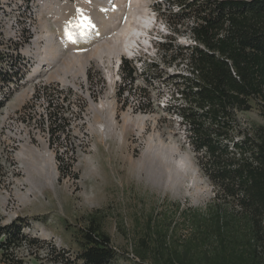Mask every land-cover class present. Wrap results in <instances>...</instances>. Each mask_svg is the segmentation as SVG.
<instances>
[{
  "label": "rangeland",
  "instance_id": "obj_1",
  "mask_svg": "<svg viewBox=\"0 0 264 264\" xmlns=\"http://www.w3.org/2000/svg\"><path fill=\"white\" fill-rule=\"evenodd\" d=\"M172 4L47 0L40 8L38 35L46 44L29 57L33 75L0 107V221L28 218L24 233L42 241L17 251L22 264H55L46 255L52 245L74 255L76 234L91 216L116 251L108 264H153L190 235L193 212L216 202L203 169L209 157L194 150L189 126L172 113L184 100L167 77L189 69L166 66L154 43L193 44L185 32H171ZM133 38L137 43L124 50ZM122 58L136 70L131 82L117 71ZM53 108L63 131L51 129ZM236 117L235 137L237 128L264 124L254 103ZM230 151L231 168L250 158ZM0 264L8 263L0 256Z\"/></svg>",
  "mask_w": 264,
  "mask_h": 264
},
{
  "label": "trees",
  "instance_id": "obj_2",
  "mask_svg": "<svg viewBox=\"0 0 264 264\" xmlns=\"http://www.w3.org/2000/svg\"><path fill=\"white\" fill-rule=\"evenodd\" d=\"M170 1L176 8L169 9L176 18L168 25L171 32H185L193 44L154 43L166 66L183 64L189 69L187 75L167 77L184 100L172 113L189 126L194 150H204L209 157L203 169L215 186L216 202L205 213L193 212L188 217L190 235L167 255H155L153 264H264V124L237 128L238 136L233 135L237 112L248 111L252 103L264 119V0ZM154 8L159 16L158 3ZM118 71L123 82H131L136 73L126 58ZM2 72L0 80H7ZM11 93L3 96L0 107ZM57 112L51 115V129L63 131ZM231 147L247 151L250 158L231 168L235 158L225 161ZM58 159L61 170L63 160ZM88 219L76 234L75 254L52 245L46 248L50 261L108 264L115 258L110 236L95 216ZM29 223L25 217L0 221L4 262L22 264L17 251L42 242L24 233ZM140 256L145 257V249Z\"/></svg>",
  "mask_w": 264,
  "mask_h": 264
},
{
  "label": "built area",
  "instance_id": "obj_3",
  "mask_svg": "<svg viewBox=\"0 0 264 264\" xmlns=\"http://www.w3.org/2000/svg\"><path fill=\"white\" fill-rule=\"evenodd\" d=\"M46 3L47 0H0V71L9 76L0 80V100L26 82L28 74L33 75L29 57L40 42L46 44L44 38H39L37 27L40 8Z\"/></svg>",
  "mask_w": 264,
  "mask_h": 264
},
{
  "label": "bare ground",
  "instance_id": "obj_4",
  "mask_svg": "<svg viewBox=\"0 0 264 264\" xmlns=\"http://www.w3.org/2000/svg\"><path fill=\"white\" fill-rule=\"evenodd\" d=\"M57 19V18H56ZM136 30H138V29H136ZM136 33H138V32H136ZM134 35H136V34H134ZM136 36H138V34L136 35ZM139 37H140V35H139ZM133 43H137V41L133 38V39H131L130 41H128L125 45H124V50H131L132 48H133ZM134 44V45H135ZM95 45H93V47H94ZM75 51H77V50H73V52H75ZM98 51H99V49L97 48L96 49V52H95V57L97 58V60H99L100 58H99V53H98ZM40 63L42 64L43 62L42 61H40ZM39 63V64H40ZM45 63V62H44ZM43 63V64H44ZM88 63V61H84L83 62V64H82V68H81V72L83 73L84 71H85V66H86V64ZM60 81L61 82H63V83H65V84H67L68 85V80H67V78H66V74L65 73H63V76L62 77H60Z\"/></svg>",
  "mask_w": 264,
  "mask_h": 264
},
{
  "label": "snow or ice",
  "instance_id": "obj_5",
  "mask_svg": "<svg viewBox=\"0 0 264 264\" xmlns=\"http://www.w3.org/2000/svg\"><path fill=\"white\" fill-rule=\"evenodd\" d=\"M85 20H87V18H85ZM88 23L90 24L91 22L88 21ZM94 27V25H92ZM65 34L68 36V39L71 41L72 40V35L71 33L68 31L67 27L65 28Z\"/></svg>",
  "mask_w": 264,
  "mask_h": 264
},
{
  "label": "clouds",
  "instance_id": "obj_6",
  "mask_svg": "<svg viewBox=\"0 0 264 264\" xmlns=\"http://www.w3.org/2000/svg\"><path fill=\"white\" fill-rule=\"evenodd\" d=\"M150 25H151V24H150ZM147 27H149V26H147ZM147 27H145L146 35H149V34H147V33H148L147 31H149L150 29H147ZM140 42H141V44H142V41H140ZM119 64H120V61H118V62H117V65H116L117 71H118V69H119Z\"/></svg>",
  "mask_w": 264,
  "mask_h": 264
},
{
  "label": "crops",
  "instance_id": "obj_7",
  "mask_svg": "<svg viewBox=\"0 0 264 264\" xmlns=\"http://www.w3.org/2000/svg\"><path fill=\"white\" fill-rule=\"evenodd\" d=\"M59 17H57V19H58Z\"/></svg>",
  "mask_w": 264,
  "mask_h": 264
}]
</instances>
